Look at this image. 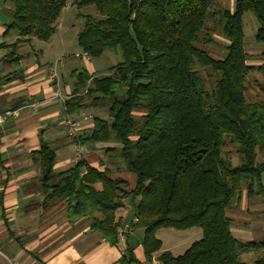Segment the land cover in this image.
<instances>
[{"label": "trees", "instance_id": "trees-1", "mask_svg": "<svg viewBox=\"0 0 264 264\" xmlns=\"http://www.w3.org/2000/svg\"><path fill=\"white\" fill-rule=\"evenodd\" d=\"M3 2L10 6L6 33L15 30L18 38L0 48H7L3 57L18 67L14 72L21 78L19 47L31 37L50 39L68 0ZM216 2L80 0L79 6L93 4L101 16H87L77 33L82 51L90 58L119 52L121 61L109 67L112 75L102 77L86 69L70 71L72 91L63 112L78 113L89 105L105 109L107 116L94 113L92 125L72 140L118 144L104 146L103 169L80 158L55 171V148L43 137L30 152L39 165L43 201L65 198L68 217L90 218V227L110 243L119 236L116 210L129 195L138 196L135 223L143 226L149 258L160 247L158 228L200 225L201 237L182 253H159L165 264H245L246 251L254 252V264H264V236L241 241L226 210L243 185L248 197L264 202V50L259 64L248 63L243 29V14L250 11L258 23L254 41L264 45V0H233L232 8ZM220 33L226 53L216 59L204 45ZM200 68L212 73L211 84ZM252 72L260 80L256 99L248 101ZM227 144L235 148L238 163ZM115 168L134 174L130 190L123 187L127 179L111 177ZM120 259L141 264L131 246Z\"/></svg>", "mask_w": 264, "mask_h": 264}, {"label": "crops", "instance_id": "crops-1", "mask_svg": "<svg viewBox=\"0 0 264 264\" xmlns=\"http://www.w3.org/2000/svg\"><path fill=\"white\" fill-rule=\"evenodd\" d=\"M9 10V4L0 0V44L18 38L14 30L6 33ZM27 45L18 50L24 56L21 78L14 72L18 67L7 64L3 57L7 48H0V264H10L9 258L22 264H122L120 257L128 246L141 264H165L158 258L159 250L150 258L145 255L143 226L135 223L136 212L131 218L123 213L120 207L124 201L116 210L120 227L115 243L91 228L90 218L70 219L65 198L43 201L39 165L30 154L39 147L41 137L55 148V171L66 169L80 158L103 169L104 146L111 142L72 140L63 119L84 114L86 108L74 114L63 112L72 82L61 81L59 77L49 81L45 67L54 63L41 64ZM86 70L95 74L97 69L91 65ZM55 90L59 91V97L53 95ZM16 103L17 106H12ZM91 125V118H86L74 135ZM116 176L127 179L124 189L134 186L133 173L112 169L111 177Z\"/></svg>", "mask_w": 264, "mask_h": 264}, {"label": "rangeland", "instance_id": "rangeland-1", "mask_svg": "<svg viewBox=\"0 0 264 264\" xmlns=\"http://www.w3.org/2000/svg\"><path fill=\"white\" fill-rule=\"evenodd\" d=\"M80 0H68V4L62 9L59 17L55 23L54 34L48 40H41L36 37H31L28 48L37 54L38 60L41 64L56 63L58 58L63 59V64L56 66L59 79L67 82H72L69 78V73L73 69H88L93 65L96 67L95 76L102 77L105 75H112L113 71L109 69L110 66L121 61V54L110 50H105L98 57H91L90 61H86L84 53L77 42V33L83 28L86 17L92 16L95 19L101 18L97 9L93 4L79 6ZM72 2V4L70 3ZM215 6L232 8L233 0H217ZM258 26L257 20L252 12L247 11L243 14V29L245 51L248 55V63L259 64L260 54L264 50V45L254 41V32ZM15 31V30H14ZM16 32V31H15ZM226 39L223 35L213 34V41L204 45L209 55L213 58H222L225 53ZM82 54V57L75 58ZM56 60V61H55ZM199 71L204 77L207 85L213 82L212 73L208 69L200 68ZM260 80V75L257 72H252L247 76V90L245 98L248 101L256 99L255 93L258 90L257 82ZM54 81V80H53ZM89 100V99H88ZM102 116H107L105 109H97L88 106L84 113L89 114L92 118L94 113ZM135 113H139L135 111ZM76 133V131H75ZM111 144H118L111 141ZM225 150L228 151L234 163L240 160L235 148L227 144ZM226 151V152H227ZM107 159V154L104 152ZM260 158V155L258 156ZM116 164L120 163L117 157H112ZM124 206L120 207L128 217H132L136 212L137 195H129L123 198ZM227 213L232 219V228L235 235L241 240H259L264 236V202L259 196L248 197L244 185L241 187L238 195L234 198L232 204L228 207ZM137 226V225H135ZM141 227V226H138ZM141 229V228H140ZM155 235L160 240L159 252L164 250L170 251L172 254L182 253L192 241L198 239L202 235V228L200 225H193L186 228L174 227H160L155 231ZM254 252L246 251L242 254V260L245 264H254Z\"/></svg>", "mask_w": 264, "mask_h": 264}, {"label": "built area", "instance_id": "built-area-1", "mask_svg": "<svg viewBox=\"0 0 264 264\" xmlns=\"http://www.w3.org/2000/svg\"><path fill=\"white\" fill-rule=\"evenodd\" d=\"M84 54V58L85 60H90V56L83 52ZM76 57H82V54H79L77 55ZM63 63V59L62 58H58L57 59V62L55 64H50V65H47L45 67V70H46V77L49 81H53V80H58V73H57V68L56 66L58 64H62ZM53 95L55 97H59L60 96V93L58 90H55ZM90 117L89 114H79L78 116H74V115H67L64 119H63V123L67 126V131L70 133V134H74L75 131L77 130V127L81 124V121H84L86 118ZM9 262L10 264H22L19 260L17 259H12V258H9Z\"/></svg>", "mask_w": 264, "mask_h": 264}]
</instances>
